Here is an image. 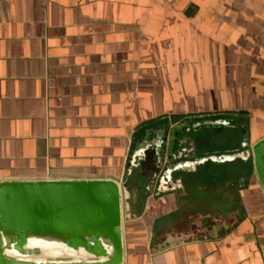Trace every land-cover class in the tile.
<instances>
[{
	"label": "crops",
	"instance_id": "0c3cea01",
	"mask_svg": "<svg viewBox=\"0 0 264 264\" xmlns=\"http://www.w3.org/2000/svg\"><path fill=\"white\" fill-rule=\"evenodd\" d=\"M262 137L264 0H0V183L150 188L124 264H264Z\"/></svg>",
	"mask_w": 264,
	"mask_h": 264
},
{
	"label": "water",
	"instance_id": "95a60500",
	"mask_svg": "<svg viewBox=\"0 0 264 264\" xmlns=\"http://www.w3.org/2000/svg\"><path fill=\"white\" fill-rule=\"evenodd\" d=\"M249 156L264 195V137L250 146ZM131 194L127 174L120 181L0 183V264H124L129 222L141 214L154 217L155 241L166 223L173 225L171 217L154 216L150 188L134 195V208Z\"/></svg>",
	"mask_w": 264,
	"mask_h": 264
},
{
	"label": "flooded vegetation",
	"instance_id": "af4514ba",
	"mask_svg": "<svg viewBox=\"0 0 264 264\" xmlns=\"http://www.w3.org/2000/svg\"><path fill=\"white\" fill-rule=\"evenodd\" d=\"M183 116H185L183 113H180L178 116H176L175 118H179V120H182L184 117ZM164 119H168L169 120V124L171 123V119L170 118H167V117H164V118H162V119H160L159 120V122H160V124H162V125H167L166 123H163V122H161V121H163Z\"/></svg>",
	"mask_w": 264,
	"mask_h": 264
}]
</instances>
